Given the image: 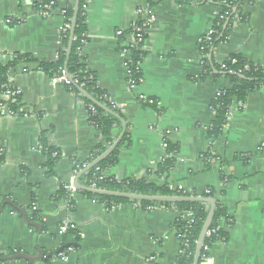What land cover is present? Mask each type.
I'll return each mask as SVG.
<instances>
[{
    "label": "crops",
    "instance_id": "crops-1",
    "mask_svg": "<svg viewBox=\"0 0 264 264\" xmlns=\"http://www.w3.org/2000/svg\"><path fill=\"white\" fill-rule=\"evenodd\" d=\"M224 1L149 3L154 19L139 51L144 55L141 82L131 87L122 51L131 43L129 27L148 0H84L82 56L126 127L117 163L103 172L105 178L143 181L195 197L213 190L233 223H222L227 240L207 248L201 264H264V87L243 103H232L217 139L208 134L215 119L211 102L230 84L223 77L200 78V40ZM53 3L49 15L42 16L31 0H0V65L17 55L36 61L10 70L7 84L20 95L9 103L14 116H0V253L51 254L34 264H176L180 240L174 227L180 215L174 208L132 201L108 208L73 188L102 135L90 125L88 105L38 69L39 62L56 59L62 13L73 0ZM243 13L247 21H228L226 41L210 49L211 65L240 55L264 67V0L244 6ZM120 132L121 124L112 131V143ZM48 148L57 153L52 171L44 155ZM85 176L78 183L88 187ZM61 186L73 190L71 212L66 201L54 200ZM6 201L26 215L36 214L33 223L40 224V233L12 207L1 209ZM67 226L75 235L63 234ZM67 245V253L56 257Z\"/></svg>",
    "mask_w": 264,
    "mask_h": 264
},
{
    "label": "trees",
    "instance_id": "trees-1",
    "mask_svg": "<svg viewBox=\"0 0 264 264\" xmlns=\"http://www.w3.org/2000/svg\"><path fill=\"white\" fill-rule=\"evenodd\" d=\"M55 0H31L36 10L45 11L47 8L53 9L50 7L51 2ZM152 1V0H149ZM256 0H226L220 4L221 13H228V16L225 20L220 19V15L215 19L213 23V28L215 24H219L215 29L217 30V35L212 40L210 46L201 44L200 53L204 57L203 62V73L202 78L211 77V78H225L230 87L228 89L222 90L217 97L211 102V110L215 115L214 122L208 128L209 137L212 140L217 139L227 125V118L229 108L234 101L243 103L247 96L253 93L258 92L262 87H264V67L257 66L251 62L244 60L240 55H231L225 62L221 64L211 65L208 62V55L210 54V49L214 47L219 42H224L227 39L228 32L231 28L227 20H237L238 22L244 23L247 21V14L243 13L244 6H251L255 3ZM84 0H79V9L76 17L74 38L70 50V54L67 60L66 72L74 83V85L88 95H90L95 101L99 104L105 106L116 114H119V111L116 108H113L108 103V98L106 93H104L96 83L95 76L87 68L85 64V58L82 56V49L87 42V29L85 26L84 12L82 9ZM73 16V4L69 5L62 14L63 23L65 27V32L62 33V43L61 49L57 53L56 59L53 62H39L38 69L44 72L49 78L59 77L64 73V64L66 60V48L69 41V32L70 25ZM84 42V44H83ZM143 54L139 51H134L132 53V64H130V71L135 69L137 62L141 61ZM13 60L7 66L0 65V86L8 85V74L11 69L17 66L20 62L33 63L35 59L29 56H14ZM215 72V73H213ZM70 91L80 97L88 105V117L90 125L98 129L102 135V141L98 144L95 151L92 153L90 159L87 161V166L95 161L99 156H101L112 143V131L115 127H120V122L113 116H110L104 113L102 110L98 109L94 105L90 104L85 100L74 86L71 84L66 86ZM9 108H12L11 105H8ZM90 108H92L93 113ZM126 141V135L122 138L118 147L103 161L98 165L90 169L85 176L86 185H90L91 182H96L97 189H103L112 192H123L139 195H160V196H190L183 192H171L168 188H154L143 181H122L116 182L109 178H104L99 180V172H105L117 163L118 159V149ZM173 150V148H172ZM53 154H57L56 151L48 148L44 151L46 156V166L50 171H52L56 160L52 157ZM207 161L209 159V154L203 156ZM164 167L168 169L171 167V163L166 161ZM170 169V168H169ZM98 170V171H97ZM161 171H164L163 169ZM65 186H61L54 196L55 201H66L68 212H71L74 206V201L70 191L65 189ZM84 196L98 200L105 204L108 208L117 206L123 203H129L130 201L125 199L118 198H109V197H100L90 194L82 193ZM204 199H212L215 202V211L212 224L210 226V231H214L212 235L205 238L204 246L201 251V257L199 264L207 258L206 248H210L212 244L216 242H224L227 240L228 232L225 227H222V223L227 227L232 225V220L229 214L223 209L216 193L213 190L207 189L204 193L200 195ZM135 203V202H130ZM144 207H172L179 213V218L175 223V230L178 234L179 240H187L189 242V247L187 249L181 248L182 253L179 255L176 264H192L193 262V251L195 247L196 240L200 233V230L203 226V223L208 214L209 206L202 203H177V204H155V203H141ZM12 212L18 214L21 217L20 213L16 208L10 209ZM190 213L193 222L189 223L183 219V214ZM37 215L33 214L31 216L26 215L28 222H35ZM66 233L75 235L71 226H67ZM76 238V237H75ZM78 239L76 238V241ZM68 248H63L56 257L60 255H65ZM18 252H9L7 255L0 253V259L11 257L17 255Z\"/></svg>",
    "mask_w": 264,
    "mask_h": 264
},
{
    "label": "water",
    "instance_id": "water-1",
    "mask_svg": "<svg viewBox=\"0 0 264 264\" xmlns=\"http://www.w3.org/2000/svg\"><path fill=\"white\" fill-rule=\"evenodd\" d=\"M79 9V0H73V16L71 20L70 25V32H69V41L66 48V60L64 64V74L68 80V82L76 88V90L79 92V94L90 104L94 105L98 109L102 110L104 113L115 117L119 120L121 124V132L118 138L110 145V147L101 155L99 156L95 161H93L91 164L86 166L79 174V176L75 179L73 183V188L76 191L83 192L85 194H90L94 196H100V197H109V198H118V199H125L129 201L139 202V203H155V204H177V203H202L207 204L209 206L208 214L206 216V219L203 223V226L200 230V233L198 235V238L195 243L194 251H193V262L192 264H199L200 257H201V251L204 246L206 234L210 229V226L212 224V220L214 217V211H215V202L212 199H204L200 196H160V195H139V194H131V193H123V192H112L107 191L103 189H97V188H90L87 186H82L78 183V178L84 174H86L90 169L98 165L101 161L106 159L119 145L120 141L122 140L124 134H125V123L124 121L113 111L106 108L105 106L99 104L97 101H95L90 95H88L85 91L82 89L76 87L74 83L69 78L67 72H66V66H67V60L70 54L73 38H74V31H75V24H76V17ZM228 23V22H227ZM5 206H10L12 208H16L13 206V204L9 201L4 202L1 209H3ZM17 211L20 213L22 219L24 222L34 228H37L39 233L41 231V226L38 223H30L26 219V214L23 210L16 208ZM69 245V244H68ZM64 246L59 248V250L56 253H59L63 248L68 247ZM46 257H51V254H48ZM46 257H44L41 250H37V256H29L26 254H17L11 257H6L3 259H0V262H16V261H24L27 264H34L36 262L45 261Z\"/></svg>",
    "mask_w": 264,
    "mask_h": 264
},
{
    "label": "built area",
    "instance_id": "built-area-1",
    "mask_svg": "<svg viewBox=\"0 0 264 264\" xmlns=\"http://www.w3.org/2000/svg\"><path fill=\"white\" fill-rule=\"evenodd\" d=\"M153 2H154V0H152V1L148 0V4L146 5V7L138 10L137 20L129 27V30H128L129 35L131 37V43L127 47H125L124 50L122 51L123 56H124V61H125L124 65L126 66V69L128 72V82H129V85L131 87H134L141 82V78H140V71H141V68H140L141 63L140 62L141 61L136 63L135 69L133 71H130L131 68H129V67H130V64H132V53L134 51H140V49L143 45V42L145 40L146 31L154 19V16H153V13L151 10V6L149 4V3H153ZM52 6H54L53 2H51V4H50V7H52ZM82 9L84 12L86 10V6L83 5ZM49 11H50V8L49 9L47 8L45 11L39 10V13L42 16H48ZM218 15L221 16L220 19L225 20L228 16V13L225 12L222 14L220 11V13ZM228 21L229 20H227L226 22H228ZM10 22H11L10 20H7L8 24ZM218 26H219L218 23L215 24V28ZM215 28H213V26H212L208 30L206 35L200 40V45L204 44V45L210 46V44L212 43V40L217 35V30ZM65 31L66 30H65V27L63 24L62 33H64ZM83 44H84V42H83ZM52 84H54V85L64 84L66 86L70 85V83L68 82L64 73H62L59 77L52 78ZM0 92H1V96L4 98V100H0V116H14L15 110L12 108H9L8 105H10L9 104L10 102L13 103V102H15V100L18 99V97L20 95L19 92L10 88L8 85L0 86ZM219 93L217 94V96L219 95ZM147 102H148V104H152L151 101H147ZM90 110L93 113L92 108H90ZM166 147H167V145L164 144V148H166ZM52 157H55V154H53ZM98 177H99V180L105 178L103 172H99ZM88 187L96 188V182H91ZM65 189L70 191V192L73 191L71 187H66ZM182 217L184 220L188 221L189 223L193 222V218H192L190 213H185V214H183ZM66 231H67V227H62L63 234H65ZM213 233H214V231L209 230L206 234V237H209ZM188 247H189V242L187 240L180 241V254L182 253L181 248L187 249ZM205 250H207V248Z\"/></svg>",
    "mask_w": 264,
    "mask_h": 264
}]
</instances>
